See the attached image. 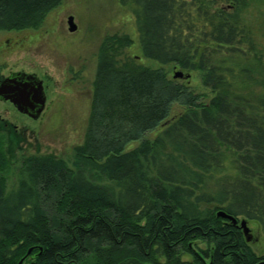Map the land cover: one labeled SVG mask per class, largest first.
Segmentation results:
<instances>
[{
	"label": "trees",
	"instance_id": "trees-1",
	"mask_svg": "<svg viewBox=\"0 0 264 264\" xmlns=\"http://www.w3.org/2000/svg\"><path fill=\"white\" fill-rule=\"evenodd\" d=\"M60 2L0 0V31L35 29ZM249 2L121 0L142 56L186 78L118 60L131 41L108 36L70 165L26 156L7 189L0 136V264L30 248L22 264H264L239 227L264 233V88L243 93L259 80L246 64L260 51L243 18ZM193 72L209 95L190 89Z\"/></svg>",
	"mask_w": 264,
	"mask_h": 264
},
{
	"label": "rangeland",
	"instance_id": "rangeland-1",
	"mask_svg": "<svg viewBox=\"0 0 264 264\" xmlns=\"http://www.w3.org/2000/svg\"><path fill=\"white\" fill-rule=\"evenodd\" d=\"M69 16L76 25L73 32L68 30ZM243 18L251 26L260 48L251 55L254 60L246 63L257 70L259 80L243 93H258L264 88V0H250ZM108 36H127L131 41L128 47L119 50L118 60L128 58L143 66L162 67L169 76L180 71L142 56L133 15L121 0H61L37 28L0 31V77L13 72L35 75L43 81L46 95L45 107L36 120L18 112L12 103L0 100V136L4 138L3 147L10 164L3 173L7 189L17 184L26 156L53 155L69 165L72 163L73 148L82 142L87 125L96 55ZM259 59L262 63L256 68L254 63H260ZM200 76V72H193L189 87L196 93L209 95ZM173 107L171 116L180 109ZM158 134L159 131L152 132L146 138L153 140ZM137 145L138 142L132 143L129 148ZM226 155L228 161L233 160L229 150ZM247 225L258 246L264 248V233L259 225L256 222ZM198 247L204 244L199 243Z\"/></svg>",
	"mask_w": 264,
	"mask_h": 264
},
{
	"label": "water",
	"instance_id": "water-1",
	"mask_svg": "<svg viewBox=\"0 0 264 264\" xmlns=\"http://www.w3.org/2000/svg\"><path fill=\"white\" fill-rule=\"evenodd\" d=\"M67 23L70 32L76 30V25L73 22L72 16L68 17ZM173 78L181 79L186 77L183 75V72L177 71L174 73ZM0 100L10 101L18 112L36 120L43 111L46 102L43 81L32 74H25L22 72L13 73L10 77L4 78L0 82ZM217 216L226 218L233 224L237 223V220L233 216L223 211L218 212ZM239 227L242 229L247 242L256 241L245 219L240 220ZM32 250L33 248H30L26 255L20 259L18 264H22Z\"/></svg>",
	"mask_w": 264,
	"mask_h": 264
},
{
	"label": "flooded vegetation",
	"instance_id": "flooded-vegetation-1",
	"mask_svg": "<svg viewBox=\"0 0 264 264\" xmlns=\"http://www.w3.org/2000/svg\"><path fill=\"white\" fill-rule=\"evenodd\" d=\"M13 73H19V72H13ZM13 73H10L9 75H8V77H10ZM23 73V72H22ZM26 74V73H25ZM4 78H7V77H3V78H1L0 77V82L4 79ZM38 78V77H37ZM4 102H9V103H11L10 101H4Z\"/></svg>",
	"mask_w": 264,
	"mask_h": 264
}]
</instances>
